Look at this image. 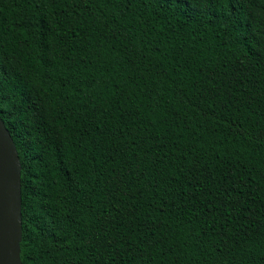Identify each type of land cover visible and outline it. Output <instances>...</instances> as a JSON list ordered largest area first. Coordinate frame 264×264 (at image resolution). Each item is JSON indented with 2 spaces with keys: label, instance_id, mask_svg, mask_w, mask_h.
<instances>
[{
  "label": "trees",
  "instance_id": "1",
  "mask_svg": "<svg viewBox=\"0 0 264 264\" xmlns=\"http://www.w3.org/2000/svg\"><path fill=\"white\" fill-rule=\"evenodd\" d=\"M23 264H264V0H0Z\"/></svg>",
  "mask_w": 264,
  "mask_h": 264
},
{
  "label": "water",
  "instance_id": "2",
  "mask_svg": "<svg viewBox=\"0 0 264 264\" xmlns=\"http://www.w3.org/2000/svg\"><path fill=\"white\" fill-rule=\"evenodd\" d=\"M21 171L16 145L0 118V264H23Z\"/></svg>",
  "mask_w": 264,
  "mask_h": 264
}]
</instances>
